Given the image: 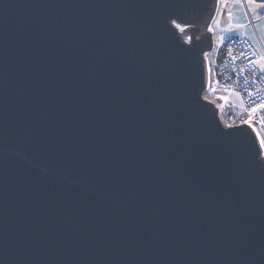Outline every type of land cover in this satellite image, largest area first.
Listing matches in <instances>:
<instances>
[{"label":"water","instance_id":"water-1","mask_svg":"<svg viewBox=\"0 0 264 264\" xmlns=\"http://www.w3.org/2000/svg\"><path fill=\"white\" fill-rule=\"evenodd\" d=\"M217 7L0 0V264H264L261 145L203 97Z\"/></svg>","mask_w":264,"mask_h":264},{"label":"built area","instance_id":"built-area-1","mask_svg":"<svg viewBox=\"0 0 264 264\" xmlns=\"http://www.w3.org/2000/svg\"><path fill=\"white\" fill-rule=\"evenodd\" d=\"M260 57L261 51L247 37L226 35L215 75L222 87L220 93L228 95L227 101L238 107L235 119L247 124L251 121L249 126L258 128L254 132L261 141L264 139V108L259 106L264 105V75L257 66ZM209 82L208 77L207 88Z\"/></svg>","mask_w":264,"mask_h":264},{"label":"crops","instance_id":"crops-1","mask_svg":"<svg viewBox=\"0 0 264 264\" xmlns=\"http://www.w3.org/2000/svg\"><path fill=\"white\" fill-rule=\"evenodd\" d=\"M219 20L222 29L226 32L224 37L229 34L245 36L261 51L257 66L264 75V1L218 0V7L213 21L217 22ZM214 31L216 32V27ZM224 37L219 54L216 56L215 66H213L214 57H211L215 47L213 46V50L209 52L210 67L215 78V71L221 59Z\"/></svg>","mask_w":264,"mask_h":264},{"label":"rangeland","instance_id":"rangeland-1","mask_svg":"<svg viewBox=\"0 0 264 264\" xmlns=\"http://www.w3.org/2000/svg\"><path fill=\"white\" fill-rule=\"evenodd\" d=\"M215 27H216V32L214 31ZM177 28L180 30L179 25H177ZM210 29L213 32L214 41H215L214 52H213V55H211L212 58L214 57L213 66H215L214 63L217 61L216 56H218V54H219V50L222 46V40H223V37L226 34V32L222 29V25H221L220 20L217 22L212 21V23L210 25ZM205 58L207 61V70H208V77H209L210 82H209V87L208 88L206 87V89L203 93V97L216 104V106L219 109V117L225 126H233V125L243 124V121H241V119H238V118L235 119L236 118L235 113H238L237 112L238 107L236 105H234L233 103H231L230 101H227L228 95H222L220 93V90L222 89V87L220 85H218V83L216 82V78L213 75V71L210 67L209 53L205 54ZM251 128L255 132L258 130V128L256 126H251ZM261 141H259V142L261 144L262 156H264V143H262Z\"/></svg>","mask_w":264,"mask_h":264},{"label":"snow or ice","instance_id":"snow-or-ice-1","mask_svg":"<svg viewBox=\"0 0 264 264\" xmlns=\"http://www.w3.org/2000/svg\"><path fill=\"white\" fill-rule=\"evenodd\" d=\"M250 2H255V0H250ZM259 108H264V105H260ZM257 109H253V111H256ZM248 123L251 125V121H248ZM262 143H264V139H262L261 141Z\"/></svg>","mask_w":264,"mask_h":264},{"label":"bare ground","instance_id":"bare-ground-1","mask_svg":"<svg viewBox=\"0 0 264 264\" xmlns=\"http://www.w3.org/2000/svg\"><path fill=\"white\" fill-rule=\"evenodd\" d=\"M259 139V138H258ZM259 141H260V139H259Z\"/></svg>","mask_w":264,"mask_h":264}]
</instances>
